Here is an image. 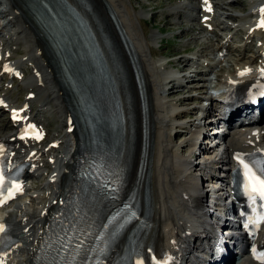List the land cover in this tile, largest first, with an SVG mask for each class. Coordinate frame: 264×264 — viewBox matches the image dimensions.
<instances>
[{"label": "bare ground", "instance_id": "obj_1", "mask_svg": "<svg viewBox=\"0 0 264 264\" xmlns=\"http://www.w3.org/2000/svg\"><path fill=\"white\" fill-rule=\"evenodd\" d=\"M12 1L15 0H0V19L5 22L0 27V71L4 70L3 74L0 75V81L6 76L17 81L19 80L20 83L18 85L22 86V91L25 90L23 96H26V99L22 104L15 105L10 100L11 91L0 95V115L7 114L8 123L7 127H5L6 133L0 136V143L7 146L8 156L11 160L15 159L26 165L23 172L25 178L32 176L34 172H37L43 166L51 164L52 161L49 159V156L54 158V153V164L60 163L58 174H61L57 189L47 194L38 203L42 210L34 212L31 215L26 213L24 214L26 217L20 219L17 216L18 211L15 209L13 213L8 215L5 223L0 224V228H2L4 233L17 240L16 246H24L27 258L19 264H33L42 232L65 191L73 163L76 161V153L73 152L74 143L69 142L67 144L66 140L70 137L73 139L75 136L72 122L70 121L69 105L62 87L56 80L54 67L50 62L51 50L45 37L38 30L32 18V23H30V15L26 10L24 0H16L20 8H15V10L9 5ZM32 1L37 4L40 0ZM67 1L71 3V0ZM94 1L104 7L108 14L109 23L117 25L131 45L144 80V89L149 104L148 119L151 126L149 190L152 213L147 245L151 250L152 261L154 264H207L211 259L208 253L212 247L214 230L210 222L213 214L210 212V207L206 204L207 201L205 200L207 197L206 188L209 186L217 187L220 184L223 186V190L225 187L230 186V172L234 168L235 155L259 151L264 158V116H261L254 122H250L248 118V120L246 119L247 121H240L237 125L229 124L228 133L222 138L223 149L222 151L217 150L216 148L206 146L210 137L204 132L208 130L207 126H209L210 121L217 118L221 112L224 115L229 114L231 116L229 112L231 107L226 106L220 109L215 100H209L210 102L204 111L207 114L213 115L209 119L205 118L198 121L200 128L203 129L197 126L195 131H190L189 138L184 143L188 155L186 157L180 156L177 151L172 149L171 138L168 135V130L170 129L168 128L173 117L179 116L178 118H182L183 111H177L178 109L174 103L169 105L163 102L162 94H164V90L162 85H164V79L161 78L158 68L151 60L150 38H145L141 31L139 18L136 17L133 8L129 6L128 0ZM198 1L196 5L188 2H183V5H185V9L189 8L192 11L201 12L202 15H198L201 22V18L206 16L204 12L208 7L207 1ZM254 1L256 3L254 6L257 5L261 9V12L259 10L260 14L258 15L257 13L256 15H252L248 12L246 15L247 21L244 23V26L255 25L252 31L247 33V39L259 35L260 43L258 51L260 54H264V28L257 25L256 22L258 21L256 19H264V11H262L264 0ZM234 2L233 0L229 2L225 1V3H217L215 6L226 11L229 4ZM22 8L27 11L29 18H26L22 14ZM175 14H178V12ZM186 17L190 18L191 15H186ZM32 25L35 26L33 29H36L39 33L38 35L34 33L35 30L33 31ZM6 27H11L15 30L13 35H15L18 42L21 39L27 41H25L27 48L25 47L24 49V56L27 57L28 62L32 63L30 69L18 67V62L16 64L8 63L12 60V53L5 51L7 50L5 49L7 43L2 42L1 37L3 29ZM191 29L189 28L187 31H191ZM106 44L107 42L104 41L103 45L105 46ZM247 45H245V48ZM227 46L228 41L223 44L221 43L217 50L223 51ZM176 62L181 63L182 61L179 59ZM184 62L186 60L183 61L182 67H188V61ZM263 73V61L258 63L254 58L247 61L243 60V57L240 58L237 62V68L232 74L233 77L231 76L235 82H228L229 88H231L230 94H235L240 89L248 92L250 90H258L259 88L255 86L258 83V78ZM21 74H24L25 78H22ZM169 83H171L170 88L173 86L175 88L182 87V85L177 86L175 84V78H172ZM134 89L136 90L135 84ZM43 90L45 91L42 93L46 95L44 94L45 96L43 95V97H39L38 101H35V97ZM51 102L57 107V115L59 114V118L62 119V123L60 124V127L63 124L64 128V131L63 128L61 130L64 132L62 140L45 141L47 144L43 146V141L35 144V141L32 139H23L21 134L27 126L33 125L40 131H44V124L41 123L38 114L48 111V105ZM35 103L37 104L35 105ZM261 107H264V102L261 104ZM247 109H249L248 106H245L238 111L244 112ZM175 122L178 121L176 120ZM177 127L184 126L179 124ZM202 135H204V138L201 143H198ZM140 138L141 129L138 132L139 142L137 143V156L134 165L135 173L138 169L141 152ZM49 143L53 144L45 149ZM38 145L41 148L34 150ZM33 150L34 154H30ZM193 157L196 160H200V162H192L191 159ZM222 190L214 191L217 195L218 212H222L221 207L224 205L220 204L224 200ZM6 201H9V199ZM226 229H228V226ZM235 233L237 236L238 232L235 231ZM234 242L238 245H243L247 240L245 237H237ZM255 243L264 249V227ZM236 252L241 264H264V260L262 263L254 261L247 251L239 249Z\"/></svg>", "mask_w": 264, "mask_h": 264}, {"label": "rangeland", "instance_id": "obj_2", "mask_svg": "<svg viewBox=\"0 0 264 264\" xmlns=\"http://www.w3.org/2000/svg\"><path fill=\"white\" fill-rule=\"evenodd\" d=\"M225 1L229 2L232 0L208 1L210 4L208 10H211L208 13L211 18V25L204 27L203 22L199 21L198 16H201L202 13L192 11L189 8L185 9V5H183V2L196 5L199 2L198 0H128L129 6L133 8L136 17L139 18V26L145 38H150L151 60L158 68L161 78L164 79V85H162L164 90V94H162L163 102L169 105L174 103L178 109L177 111H183L182 115L180 112L182 118H178L179 116L173 117L168 128L170 129L168 130V135L171 138L172 149L183 157L188 155L184 143L188 140L190 131H193L196 123H198V118L201 113L200 107L208 105L202 98L204 95L202 89L207 91L206 87H208L207 95H210L211 93L209 92L215 90V82L231 76L240 58L243 57V60L246 61L252 59L255 55L254 51L256 50L254 45L259 42V38L251 42L244 39L246 36L244 23L247 21L246 15L251 10L254 3L253 0H233L235 2L229 4L226 11L215 6L217 3H225ZM9 5L14 10L15 8H20L16 0L9 3ZM175 10L176 12H174ZM21 12L26 18H29L23 8ZM177 12L178 14H175ZM172 13L175 15L169 16ZM186 15H191V17H186ZM179 16L181 17L178 18ZM29 19L30 23H32L31 18ZM3 23L5 22L0 19V27H2ZM204 24L206 23L204 22ZM33 28L35 26L32 25ZM189 28H192L191 31H187ZM34 30V33L38 35L39 33L36 29ZM14 32L15 30L11 27L3 29L1 37L2 42L7 43L5 46L7 50L5 51L12 53L11 63L16 64L18 62V67L30 69L32 63L28 62L27 57L24 56L25 43L27 41L21 39L18 42L15 35H13ZM229 38L231 40L228 43V51L223 52V57L219 58L218 46L226 42ZM246 44L248 45L245 48ZM179 59L182 61L181 63L176 62ZM185 60L186 62L188 61V67H182L183 61ZM184 69L186 70L181 71ZM3 78L0 81V95L11 91L10 100L15 105L22 104L26 96H23L25 90L22 91V86L18 85L20 81H15L8 77ZM172 78L176 79L175 84L177 86L182 85V87L175 88L173 86L170 88L171 83L169 81ZM44 91H41L35 97V101H38L39 97H43L45 93L42 92ZM45 99L47 98L45 97ZM56 108L51 102L48 105V111L38 114L47 132L46 142H50L51 140L61 141L63 137L64 132L61 131L63 124L60 127L62 119L59 118V114L57 115ZM6 116L7 114L0 115V136L6 133L5 127L8 124ZM175 119L178 122H175ZM179 124L185 128H178L177 125ZM66 140L68 142L67 144H69L70 138ZM45 144L47 143L44 142L43 146ZM51 144L49 143L48 146ZM37 148L40 149L41 146ZM53 155L55 156V153ZM191 161L194 163L200 162L195 157ZM50 168H52V164L43 166L40 170L34 172L32 176L26 178L23 184L25 185V190L20 196H16L15 201L11 205L2 208L0 211V220L14 206H18V218L20 217V219L21 217H26L23 216L26 213L31 215L34 212H39L38 203L50 192V184H47L48 176L51 173ZM213 189L214 187L212 186L206 188V203H209L210 197L215 194ZM24 257V246H16L0 258V264H19Z\"/></svg>", "mask_w": 264, "mask_h": 264}, {"label": "snow or ice", "instance_id": "obj_3", "mask_svg": "<svg viewBox=\"0 0 264 264\" xmlns=\"http://www.w3.org/2000/svg\"><path fill=\"white\" fill-rule=\"evenodd\" d=\"M264 11V9H262ZM261 27H264V21L261 22L259 25ZM30 128L32 127L31 125L29 126ZM39 139V136L37 135L36 137ZM239 160L240 164L243 165L244 168V175L246 178V188L251 193L257 194L261 199H264V178H261L258 176L251 167L247 163L243 161L239 156L237 157ZM7 192V197L6 199H11L16 192L20 191V186L13 184L11 187L5 189L4 187V179L2 174H0V192ZM5 202V201H0V203ZM0 231H2V228H0Z\"/></svg>", "mask_w": 264, "mask_h": 264}]
</instances>
